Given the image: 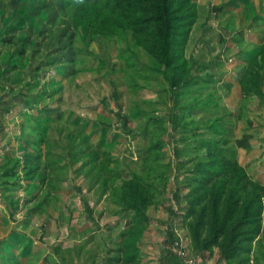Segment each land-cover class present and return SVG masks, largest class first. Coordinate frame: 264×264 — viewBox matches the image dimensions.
<instances>
[{"label": "rangeland", "instance_id": "obj_1", "mask_svg": "<svg viewBox=\"0 0 264 264\" xmlns=\"http://www.w3.org/2000/svg\"><path fill=\"white\" fill-rule=\"evenodd\" d=\"M175 2L167 67L131 31L75 27L73 2L0 0V264H264V97L241 88L264 0ZM214 158L244 168L235 196L260 198L230 257L191 227L233 185Z\"/></svg>", "mask_w": 264, "mask_h": 264}, {"label": "trees", "instance_id": "obj_2", "mask_svg": "<svg viewBox=\"0 0 264 264\" xmlns=\"http://www.w3.org/2000/svg\"><path fill=\"white\" fill-rule=\"evenodd\" d=\"M73 2L75 12L73 24L75 27H86L92 36H111L121 31H131L135 41L146 50L158 63L171 67L175 63L173 50L176 46L178 31L186 27L178 14L175 0H65ZM184 2L180 6L184 7ZM241 80L242 91L248 96L255 93L264 97L261 79L264 72V40L259 45ZM251 134H244L236 140L237 145L250 148ZM209 169L216 173H232L233 185L226 182L222 185L214 184L210 190L209 202L199 212V217L191 227L196 241H202L205 246L219 244L226 257L238 253L243 247L237 239H244L248 231L258 232L255 224L257 214L256 204L260 198L242 199L235 196L240 188H244L241 178L245 170L232 160L214 158L209 162ZM131 206L142 214V205L146 198L143 190L128 186ZM208 218L206 219V217ZM252 224L250 229L243 228ZM208 226V236L202 238V228ZM171 257V255H170ZM133 255H129V259ZM182 259L183 257L180 256ZM179 257H171L174 264H178ZM182 262V261H180ZM51 264H69L54 262Z\"/></svg>", "mask_w": 264, "mask_h": 264}]
</instances>
